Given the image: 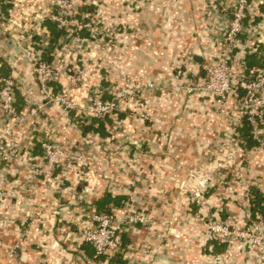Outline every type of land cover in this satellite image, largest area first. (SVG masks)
Masks as SVG:
<instances>
[{
	"label": "crops",
	"instance_id": "0c3cea01",
	"mask_svg": "<svg viewBox=\"0 0 264 264\" xmlns=\"http://www.w3.org/2000/svg\"><path fill=\"white\" fill-rule=\"evenodd\" d=\"M73 2L78 19L101 33L71 26L52 51L60 74L54 90L77 106L64 111L44 102L27 58L31 50L47 58L53 46L41 17L54 0H0V82L18 80L21 113L43 106L0 140V151L18 149L0 161V264H95L82 235L92 226L88 215L104 211L138 214L145 223L119 226L121 250L103 264H259L237 241L216 249L193 201L199 182L213 178L205 203L218 221L241 229L257 219L253 191L264 198V123H250L257 144L249 148L238 109L243 92L220 105L194 91L207 82L204 66L217 59L229 21L224 9L234 0ZM233 67L237 76L264 67V0H251ZM79 73L83 82L72 85ZM98 91L117 105L104 138L79 126ZM7 126L0 113V135ZM47 138L82 151L87 176L79 179L70 164L50 172Z\"/></svg>",
	"mask_w": 264,
	"mask_h": 264
},
{
	"label": "built area",
	"instance_id": "2783aa9c",
	"mask_svg": "<svg viewBox=\"0 0 264 264\" xmlns=\"http://www.w3.org/2000/svg\"><path fill=\"white\" fill-rule=\"evenodd\" d=\"M229 14L228 26L222 41L221 50L217 59L204 66L207 74V82L194 91L214 99L222 105L231 95L243 92L239 98V112L252 124L264 123V67L252 70L250 76H237L233 67V59L236 50L239 49L240 37L244 34L251 15V0H234V3L225 8ZM78 11L73 0H54L53 8L44 13L41 22H54L61 30H67L71 26L77 29H88L95 36L101 33L98 26L85 23L78 19ZM27 58L32 62L37 86L43 95L46 104L63 107L64 111L77 110L76 103L70 100L65 92L56 93L53 83L60 78L59 72L47 62L37 57L33 51H27ZM72 85L83 82L82 73L71 77ZM153 88L154 85H148ZM21 85L14 76L4 77L0 82V113L7 130L0 135V140L11 135V131L19 124H24L34 117H38L43 106L36 105L27 113H21L17 107L16 93L20 91ZM131 91L127 88L125 94ZM92 101L83 115L85 118H105L113 115L117 105L105 102L101 91L95 92ZM44 157L50 172L63 168L70 164L72 172L79 179L87 176L85 166L86 155L80 150L67 151L66 147L58 139H44L42 142ZM18 154V149H7L0 151V161L9 162ZM66 162V163H65ZM214 179H203L193 195V201L199 206L202 214L205 213V224L212 241L220 244L239 242L243 249H247L258 260L264 264V227L261 217L257 216L255 221L245 228H235L217 220L216 215L205 203V194ZM3 177L0 172V197L5 195ZM91 228L83 232V241L94 248L95 264H103L105 258L118 254L121 245L118 237V227H131L139 222L145 223L143 217L138 214L117 217L113 212H94L88 215ZM256 255V256H255Z\"/></svg>",
	"mask_w": 264,
	"mask_h": 264
},
{
	"label": "trees",
	"instance_id": "16d2710c",
	"mask_svg": "<svg viewBox=\"0 0 264 264\" xmlns=\"http://www.w3.org/2000/svg\"><path fill=\"white\" fill-rule=\"evenodd\" d=\"M46 23V22H45ZM44 23V24H45ZM47 25L49 26L52 34H53V46L49 49V51L47 52V58H46V54L45 56L42 58L41 56H39L43 61L47 62L48 64H51L52 61V51L54 50V47L56 45V43L58 42V39L62 36L63 31L59 30L58 25L57 24H53L50 23V21H47ZM90 37V35H89ZM247 64L249 65V68L252 67L253 64V59H249ZM9 76V75H8ZM6 76V77H8ZM16 99H17V107H20V104L18 105V92L16 93ZM105 102H110L111 100H105ZM116 112H114L113 114H115ZM113 115H107L105 118H84L80 120V128L83 131V133L85 135L87 134H94V135H100L101 137H107L108 136V128L111 126V124L113 123ZM244 132H246V142H247V147H253L257 144V142L253 141V136L250 135V132L252 131V126L250 124V122H248V119L245 118L244 119V128L242 129ZM241 130V131H242ZM110 201L111 197H109ZM108 200V199H106ZM251 213H252V217L255 219L258 215L261 216V218H263V222H264V198L263 196L259 193V191H253V196L251 199ZM101 213H109L108 211H104ZM221 222V221H220ZM214 246L216 249H219L223 246H225V244H220L218 242H214ZM116 257H118L117 255H115Z\"/></svg>",
	"mask_w": 264,
	"mask_h": 264
},
{
	"label": "water",
	"instance_id": "95a60500",
	"mask_svg": "<svg viewBox=\"0 0 264 264\" xmlns=\"http://www.w3.org/2000/svg\"><path fill=\"white\" fill-rule=\"evenodd\" d=\"M196 61H198V62H201V59H199V58H196ZM45 102V101H44Z\"/></svg>",
	"mask_w": 264,
	"mask_h": 264
}]
</instances>
